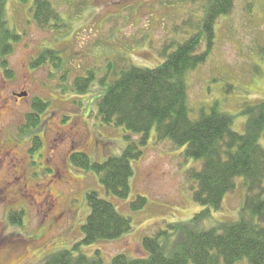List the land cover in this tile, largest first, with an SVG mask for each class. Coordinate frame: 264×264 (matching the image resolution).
I'll return each mask as SVG.
<instances>
[{"label":"rangeland","instance_id":"374dc122","mask_svg":"<svg viewBox=\"0 0 264 264\" xmlns=\"http://www.w3.org/2000/svg\"><path fill=\"white\" fill-rule=\"evenodd\" d=\"M34 1H4L8 27L20 40L7 57L12 77L0 69V264H40L80 242L88 190L111 200L130 218L131 228L115 240L81 244L78 252L90 256L97 249L106 263L118 253L142 257V239L160 230L169 232L163 243L171 247L181 234L169 224L185 222L203 208L193 200L195 184L188 178L200 161L186 158L184 147L159 140L152 129L142 155L132 160L129 194L118 199L106 193L94 172L74 165L70 155L84 152L102 162L139 138L99 119L97 101L105 88L100 79L107 77L108 83L123 61L145 67L160 63L165 49L199 31L207 0H48L60 14L49 28L35 22ZM203 39L200 53L207 48ZM210 41L204 62L185 75L189 116L197 119L216 107L232 116V130L242 132V106L264 100V0H235L231 12L216 20ZM45 48L55 50L60 60L31 67ZM88 72L94 77L89 90L74 91L75 78ZM23 92L26 96L18 99ZM35 98L48 103L30 129L38 136L36 147L33 136L20 131ZM234 180L221 207L200 227L238 218L245 192L243 179ZM137 196L145 204L132 210ZM20 209L22 226L11 225L7 213Z\"/></svg>","mask_w":264,"mask_h":264},{"label":"trees","instance_id":"16d2710c","mask_svg":"<svg viewBox=\"0 0 264 264\" xmlns=\"http://www.w3.org/2000/svg\"><path fill=\"white\" fill-rule=\"evenodd\" d=\"M4 1L0 0V69L5 77L11 78L7 57L20 35L8 27ZM234 2L207 0L199 31L177 43L173 50L165 49L164 58L157 65L145 67L123 61L108 83L107 77H102L100 82L105 88L97 101L99 119L106 125L123 127L139 138L128 140L120 154L102 162L91 160L84 152L70 155L74 165L97 175L108 195L125 199L130 191L132 160L142 155L141 147L155 129L159 140L169 139L173 146L184 147L186 158L200 161L199 168L188 171V178L195 184L192 198L203 208L185 222L169 224L170 229L181 234L171 247L166 248L163 243L169 232L160 230L142 239L146 255L132 258L118 253L106 263L97 249L90 256L78 252L80 245L122 237L131 228L130 218L122 215L111 200L88 190V213L81 226V241L71 249L47 256L40 264H264V100L242 106L241 113L245 116L242 132L232 130V116L216 107L191 119L187 104L185 75L204 62L216 20L229 14ZM33 18L41 28H49L51 19L60 20V14L48 0H35ZM203 38L207 48L200 53ZM53 59L60 60L57 52L45 48L30 66L52 63ZM93 79L90 72L76 77L74 91H88ZM47 104L35 98L20 129L22 135L33 136L34 147L39 139L30 129L37 127ZM236 177L243 179L245 192L238 218L200 227L198 224L210 218L211 212L221 207L224 196L234 189ZM145 200L137 196L130 202V208L140 209ZM23 216L22 209L7 213L9 223L16 226H22Z\"/></svg>","mask_w":264,"mask_h":264},{"label":"flooded vegetation","instance_id":"af4514ba","mask_svg":"<svg viewBox=\"0 0 264 264\" xmlns=\"http://www.w3.org/2000/svg\"><path fill=\"white\" fill-rule=\"evenodd\" d=\"M24 93H26V92H23L22 94H17V95L15 94V95L17 96L18 99H21V98L25 97V96L24 97L22 96Z\"/></svg>","mask_w":264,"mask_h":264},{"label":"water","instance_id":"95a60500","mask_svg":"<svg viewBox=\"0 0 264 264\" xmlns=\"http://www.w3.org/2000/svg\"><path fill=\"white\" fill-rule=\"evenodd\" d=\"M25 95V94H24Z\"/></svg>","mask_w":264,"mask_h":264}]
</instances>
